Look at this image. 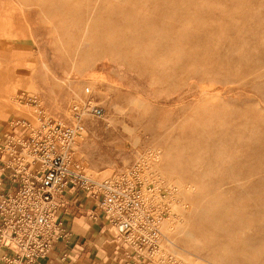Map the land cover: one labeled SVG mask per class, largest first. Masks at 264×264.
<instances>
[{"label": "rangeland", "instance_id": "rangeland-1", "mask_svg": "<svg viewBox=\"0 0 264 264\" xmlns=\"http://www.w3.org/2000/svg\"><path fill=\"white\" fill-rule=\"evenodd\" d=\"M23 96L89 178L153 186L152 264H264V0H0L6 133Z\"/></svg>", "mask_w": 264, "mask_h": 264}, {"label": "built area", "instance_id": "built-area-1", "mask_svg": "<svg viewBox=\"0 0 264 264\" xmlns=\"http://www.w3.org/2000/svg\"><path fill=\"white\" fill-rule=\"evenodd\" d=\"M84 90L90 94L89 87ZM21 100L33 104L38 117L35 125L26 119L11 121V136L0 145L2 168L17 187L13 193H0V247L11 252L4 261L39 264L46 258L66 235L53 212L63 206L65 193L77 190L95 202L112 230L115 253L132 264L150 263L166 215L153 186L134 174L113 183L89 178L73 159V145L83 129L78 117L68 125L42 116L36 97ZM83 112L102 115L101 107L89 102Z\"/></svg>", "mask_w": 264, "mask_h": 264}, {"label": "crops", "instance_id": "crops-1", "mask_svg": "<svg viewBox=\"0 0 264 264\" xmlns=\"http://www.w3.org/2000/svg\"><path fill=\"white\" fill-rule=\"evenodd\" d=\"M10 136L11 133L0 128V145L6 143ZM7 173L0 163V193H13L17 189L10 183ZM53 217L61 224L66 235L52 245L50 254L39 264H132L115 253L113 232L104 224L92 201L85 198L82 192L75 190L65 193L64 204L53 212ZM9 254V250L0 247V264H8L4 257Z\"/></svg>", "mask_w": 264, "mask_h": 264}]
</instances>
